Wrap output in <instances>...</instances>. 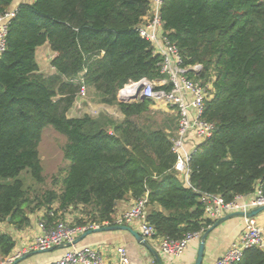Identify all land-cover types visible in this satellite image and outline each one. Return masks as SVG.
<instances>
[{
	"label": "trees",
	"instance_id": "1",
	"mask_svg": "<svg viewBox=\"0 0 264 264\" xmlns=\"http://www.w3.org/2000/svg\"><path fill=\"white\" fill-rule=\"evenodd\" d=\"M12 2L0 0V10ZM149 9L150 0H34L16 9L0 54V224L24 229L44 211L46 228L67 212H78L72 225H114L118 202L148 194L157 235L178 240L215 223L204 218V194L229 202L260 186L264 196V0L162 6L183 66L203 65L188 76L209 86L203 118L216 125L192 155L190 184L174 168L178 118L149 98L118 99L131 81L167 78L163 56L138 31ZM47 43L56 53L49 75L36 54ZM82 86L123 118L70 117ZM48 126L67 137L70 164L53 177L54 187L32 195L19 176L28 170L35 183L45 182L39 147ZM16 246L0 229V257ZM233 264H264V250L247 248Z\"/></svg>",
	"mask_w": 264,
	"mask_h": 264
},
{
	"label": "built area",
	"instance_id": "2",
	"mask_svg": "<svg viewBox=\"0 0 264 264\" xmlns=\"http://www.w3.org/2000/svg\"><path fill=\"white\" fill-rule=\"evenodd\" d=\"M165 0H150L149 13L144 17L138 27L142 38L148 40L155 47V51L163 56L162 73L167 78L161 80H150L142 78L126 84L118 93L121 102H135L139 99L149 98L154 101L155 107H168L177 114L178 126L172 138L173 151L177 155L175 170L181 178L190 184V161L197 150L195 147L191 152L186 150L187 142L191 132L198 139L204 141L211 137L216 125L203 118L206 100L209 95V86L190 78L189 73L199 75L203 70L202 64L183 66L181 52L164 29V21L161 9ZM15 11L2 12L0 10V54L6 50V38L8 25ZM170 85V88L165 86ZM88 88L82 86L78 94L79 99L86 96ZM244 196H237L232 201L218 195L204 194L202 198L205 204L204 218L217 221L220 217L234 211H249L255 207L264 205V196L261 187H257L254 198L250 202H243ZM148 194L135 199L131 207L116 217V225H129L139 223L141 233L146 239L158 242L162 253L171 259L180 257L194 241H200L206 230L188 233L184 238L174 240L157 235V230L148 221ZM43 233L35 240L18 250L12 255L2 258L0 264L13 263L16 259L35 250H46L59 247L63 243L73 242L76 237L86 230L99 227L92 225H72L67 219L58 221L54 226L46 228L43 224ZM257 247L264 250V224H260L256 217H245V230L240 239L233 243L223 257L214 264H233L240 262L247 248ZM55 264H132L128 251L123 246L113 249H103L95 246L71 245L57 259Z\"/></svg>",
	"mask_w": 264,
	"mask_h": 264
},
{
	"label": "crops",
	"instance_id": "3",
	"mask_svg": "<svg viewBox=\"0 0 264 264\" xmlns=\"http://www.w3.org/2000/svg\"><path fill=\"white\" fill-rule=\"evenodd\" d=\"M33 1L34 0H13L8 10L14 11L19 7L20 4L29 3ZM45 45L49 46L48 43ZM49 51L51 52L50 56L53 59L56 53L53 52L51 48L48 51L47 50L41 52L36 51L37 60L40 68L41 65L39 62V56H43L45 53L49 54L48 53ZM51 68H52L51 73H53L54 68L52 67V65ZM106 106L117 108V106H109V105ZM163 108H166V110H168L169 112L171 111L174 112L173 109H169L168 107H163ZM73 109L74 107L70 110L69 115L71 112L73 114ZM121 118H123V116ZM201 142L202 141L198 139L196 134L194 132H191L187 142L186 150L191 152ZM253 198H254V194H249L244 196L242 201L250 202ZM134 201L135 199L131 197L121 202H118L115 217H118L119 215L127 211L134 203ZM67 213L66 216L67 215L68 216L66 217V219L74 218L75 216L78 215V212H70L68 214ZM43 214L44 211H40L39 213L34 214L32 216L31 224L28 227L20 230L16 229L12 225L0 224V229L12 233L17 241V246L13 253H16L18 250L25 247L26 245L31 244L37 236L43 233L44 230H43L42 218H41ZM256 219L260 224H264V211L261 212L258 216H256ZM128 226L134 229L135 231L141 233L139 223H132L129 224ZM244 230H245L244 217L231 218L225 221L224 223H222L219 227H217L213 232H211V234L207 238L203 264H214L218 259L223 257L225 253L233 245V243H235L240 239ZM147 241L152 247H154L160 253L161 259L164 264H194L196 261L197 250L200 242V241L192 242L183 255H181L178 258L171 259L169 257H166L162 253L157 241L151 239H147ZM77 246L78 247L95 246L110 250L113 249L114 247L123 246L127 249L132 264H157L154 254L144 245L139 243L135 238V236L130 231L127 230L104 231V232L93 233L87 236L81 242H79ZM64 250L65 248H57L52 252L35 254L20 261L18 264L56 263L57 259L64 252ZM5 264H13V263H5Z\"/></svg>",
	"mask_w": 264,
	"mask_h": 264
},
{
	"label": "rangeland",
	"instance_id": "4",
	"mask_svg": "<svg viewBox=\"0 0 264 264\" xmlns=\"http://www.w3.org/2000/svg\"><path fill=\"white\" fill-rule=\"evenodd\" d=\"M45 50H50V47L48 45H43L37 48V51L39 52ZM48 53L49 54L45 53L43 56H39V62L42 68V72L47 75L51 74L52 72V57L50 56L51 52L49 51ZM169 109H171V107ZM158 110L168 114L169 116H175L176 118H178L175 111L169 112L168 110H166V108ZM101 113H108L110 116H113L118 120L122 119L121 117L123 116L120 113L118 107L114 108L103 105L99 102L96 93L93 90H88L86 96L82 99H79L77 104L75 103L73 114L71 112L69 116L79 117L84 114L98 116ZM67 142V137L64 134L57 132L53 127L48 126L44 129L43 139L41 141L39 150L43 160L44 175L46 177L45 182L43 184L35 183L36 181L34 182V178L28 170H24L19 176V178L24 181L25 188L31 187L30 192L32 195L43 192L48 188L54 187L53 177L59 173L60 169L70 164V161L65 158L63 151V147ZM74 218L67 219V221H69L70 224L74 223Z\"/></svg>",
	"mask_w": 264,
	"mask_h": 264
},
{
	"label": "water",
	"instance_id": "5",
	"mask_svg": "<svg viewBox=\"0 0 264 264\" xmlns=\"http://www.w3.org/2000/svg\"><path fill=\"white\" fill-rule=\"evenodd\" d=\"M264 211V205L255 207L249 211H234L231 213H228L222 217H220L217 221H215V223L209 227L204 234L202 235L200 242H199V246H198V250H197V257H196V261L194 264H203L204 262V256H205V249H206V241L207 238L209 237V235L211 234V232H213L217 227H219L222 223H224L225 221L234 218V217H247V218H251V217H256L258 216L261 212ZM116 230H127L130 231L135 238L137 239V241L139 243H141L142 245H144L146 248H148L155 256L157 264H164L160 253L154 248L152 247L149 242L147 241V239L138 231H135L134 229H132L131 227H129L128 225H104V226H99V227H94L91 229L86 230L84 233H82L81 235H79L78 237H76L74 239L73 242H67V243H63L62 245H60L59 247H52L50 249H46V250H35L32 251L28 254H25L24 256L16 259L13 264H18L20 261L35 255V254H39V253H44V252H52L57 248H68L71 245H77L79 242H81L83 239H85L87 236L93 234V233H98V232H104V231H116Z\"/></svg>",
	"mask_w": 264,
	"mask_h": 264
}]
</instances>
